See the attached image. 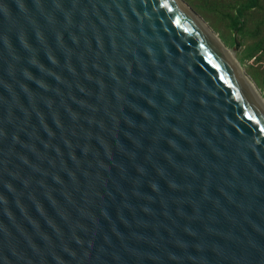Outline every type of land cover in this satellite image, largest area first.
Here are the masks:
<instances>
[{"label":"water","instance_id":"1","mask_svg":"<svg viewBox=\"0 0 264 264\" xmlns=\"http://www.w3.org/2000/svg\"><path fill=\"white\" fill-rule=\"evenodd\" d=\"M204 25L0 0V264H264V101Z\"/></svg>","mask_w":264,"mask_h":264},{"label":"rangeland","instance_id":"2","mask_svg":"<svg viewBox=\"0 0 264 264\" xmlns=\"http://www.w3.org/2000/svg\"><path fill=\"white\" fill-rule=\"evenodd\" d=\"M182 1L199 20L201 19L207 24L208 27L205 26L232 52L233 57L237 59L242 67L246 68L249 76L250 74L246 64L253 65V71L256 73L263 87H260L251 76L250 79L256 84L261 94L264 95V57L261 55L258 61H256L257 59H253L260 53L251 47L257 41L255 36H250L246 32H232L230 28V17L232 14V8L229 4L230 0ZM249 17L250 19L247 21V27L249 29L254 28L258 23L264 21V0H262L260 12ZM260 36L261 39H264V29L261 31Z\"/></svg>","mask_w":264,"mask_h":264},{"label":"trees","instance_id":"3","mask_svg":"<svg viewBox=\"0 0 264 264\" xmlns=\"http://www.w3.org/2000/svg\"><path fill=\"white\" fill-rule=\"evenodd\" d=\"M229 4L232 8V14L230 17V28L232 29V32H246L250 36H255L257 38V41L251 47L257 52H260L259 55L255 56L256 58H253L258 61V58L260 59L261 55L264 57V39L260 38V33L264 29V21L258 23L252 29L247 27V21L250 19V15H255L257 12H260L262 0H230ZM246 67L248 68L250 76L260 87H263L261 86V82L256 73L253 71V65L246 64Z\"/></svg>","mask_w":264,"mask_h":264},{"label":"bare ground","instance_id":"4","mask_svg":"<svg viewBox=\"0 0 264 264\" xmlns=\"http://www.w3.org/2000/svg\"><path fill=\"white\" fill-rule=\"evenodd\" d=\"M205 26V25H204ZM206 27V26H205ZM207 28V27H206ZM208 29V28H207ZM224 45V44H223ZM225 46V45H224ZM226 52H227V55L230 57V59L231 60H233L232 59V57H233V55H232V52L228 49V48H226V50H225ZM243 70H244V73L246 74V76L250 79V76L247 74V72H246V69L243 67ZM253 83V82H252ZM253 87L255 88V90L257 91V93L259 94V96L261 97V99L264 101V95L263 94H261V92L258 90V88L256 87V85L255 84H253Z\"/></svg>","mask_w":264,"mask_h":264}]
</instances>
